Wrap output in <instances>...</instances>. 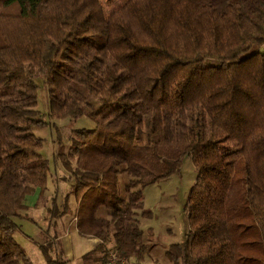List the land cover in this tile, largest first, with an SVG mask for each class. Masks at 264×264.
I'll return each mask as SVG.
<instances>
[{
    "label": "trees",
    "instance_id": "1",
    "mask_svg": "<svg viewBox=\"0 0 264 264\" xmlns=\"http://www.w3.org/2000/svg\"><path fill=\"white\" fill-rule=\"evenodd\" d=\"M119 1L0 0V264H34L14 218L50 177L40 82L53 121L95 123L58 151L78 233L100 242L85 263L142 264L162 247L168 264H199L192 234L143 228L145 191L213 147L232 177L208 227L229 246L219 264H264V0ZM39 247L65 263L55 239Z\"/></svg>",
    "mask_w": 264,
    "mask_h": 264
},
{
    "label": "rangeland",
    "instance_id": "2",
    "mask_svg": "<svg viewBox=\"0 0 264 264\" xmlns=\"http://www.w3.org/2000/svg\"><path fill=\"white\" fill-rule=\"evenodd\" d=\"M120 3L119 0H103L107 12ZM38 93V109L47 125L34 129V133L44 140L41 153L49 161L50 177L44 196L39 199L37 192L28 197L27 208L21 212V217L14 218L18 226L15 238L34 264H47L39 245L56 237L61 239L64 235H70L72 239L67 244L65 255H68L71 262L67 258V264H85L82 256L93 246L88 240L79 237L77 225L74 223V211L78 202L75 196L70 195L73 182L58 159V151L65 147L67 154L70 151L69 136L72 131L93 129L95 123L86 116L53 121L49 117L48 90L41 82ZM199 177L202 178L201 187L196 186ZM231 181L232 177L221 162L217 150L208 147L197 156L185 158L179 175L146 190V202L152 211V218L146 221L152 219L157 227L156 235H159L161 240L170 236L172 241L182 242L188 234H192L196 239L198 237L200 243L196 242L195 246H207L201 251V255L196 254L199 259L205 260L207 264L222 263L226 257L228 243L210 237L208 227L219 218L225 217V197ZM67 199L69 209L66 214ZM205 240L207 243L203 244L202 241ZM60 241L63 245L64 241ZM161 262L164 263L163 260Z\"/></svg>",
    "mask_w": 264,
    "mask_h": 264
},
{
    "label": "crops",
    "instance_id": "3",
    "mask_svg": "<svg viewBox=\"0 0 264 264\" xmlns=\"http://www.w3.org/2000/svg\"><path fill=\"white\" fill-rule=\"evenodd\" d=\"M157 185V184H156ZM153 186H155V185H153ZM153 186H151V187H153ZM150 188V187H149ZM37 192H39V190L37 191ZM75 200H76V198H75ZM145 207H146V209H148V210H150L149 209V206L147 205V202H146V191H145ZM77 208H78V206H77ZM77 208H75L76 210H77ZM75 212V211H74ZM75 224H76V222H74ZM143 228L147 231V230H150V231H153L154 233H156L155 231H157V227H156V225H155V223L152 221V219H149L148 221H146V220H144L143 221ZM70 234V233H69ZM79 234V233H78ZM79 237H81L82 239H84V240H88L89 242H91L92 244H91V246H93V248L89 251V252H91V251H93V250H95L96 248H97V246L99 245V240L98 239H95V238H93V237H82L80 234H79ZM71 239H72V236H70V235H64V236H62V238L60 239L59 237H56L55 238V240H56V242H57V245H58V249H60V251H62L61 253V255L63 256V260H64V258L66 257V255H65V249H67V244H69V240L71 241ZM60 240H63L64 241V243H63V245H62V243H61V241ZM186 240V239H185ZM76 241H77V239H76ZM182 242H184V241H182ZM196 242H199L200 243V239L198 240V237H197V239L195 238V237H193V239H192V242H191V246H192V249H193V252H194V254L196 255H201L200 253H201V251H204L205 250V248H207V246H204V245H202L201 247L200 246H195V243ZM203 242V244H205V243H207V240H205V241H202ZM61 243V244H60ZM72 243V242H71ZM172 243H180V242H175L174 240L172 241ZM161 248V249H160ZM165 249L164 248H162V247H157L150 255H149V257L147 258V260L146 261H144L142 264H168L167 263V258H166V256H165ZM88 252V253H89ZM87 254V253H86ZM67 258H69L68 257V255H67V257H66V260L64 261L65 263L64 264H67ZM82 260H83V256H82ZM164 261V263H162L161 261ZM68 261L69 262H71L70 261V258L68 259ZM203 262V263H202ZM85 264H87V263H85ZM199 264H207L206 263V261L205 260H201L200 261V263Z\"/></svg>",
    "mask_w": 264,
    "mask_h": 264
}]
</instances>
